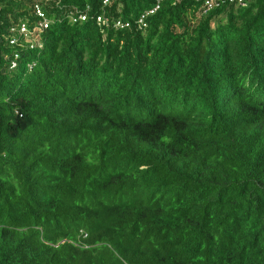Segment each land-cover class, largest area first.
Wrapping results in <instances>:
<instances>
[{"label": "trees", "instance_id": "1", "mask_svg": "<svg viewBox=\"0 0 264 264\" xmlns=\"http://www.w3.org/2000/svg\"><path fill=\"white\" fill-rule=\"evenodd\" d=\"M35 2L38 45L10 44ZM245 2L0 0V264H264V0Z\"/></svg>", "mask_w": 264, "mask_h": 264}, {"label": "built area", "instance_id": "2", "mask_svg": "<svg viewBox=\"0 0 264 264\" xmlns=\"http://www.w3.org/2000/svg\"><path fill=\"white\" fill-rule=\"evenodd\" d=\"M104 4H106L108 2V0H101ZM162 0H156V2H160ZM197 1V0H195ZM203 1V12L209 11L211 9L220 7L222 5V3L224 2H234L237 5H241L244 6L245 5V0H202ZM158 8V4H155V6L146 11L145 13L141 14L140 17L137 18L136 22L139 26H145V17L150 14L153 13L156 9ZM88 6L83 9V10H79V9H74V11H72L69 15L71 18V21L73 22H77V21H84L86 20L87 16V10H88ZM33 11L34 14L38 17V22L33 25L32 27H28L26 23H21L18 28H16V32H17V37H11L9 38V43L10 44H26L29 48H32L35 45H38L39 40H40V34L41 32L47 28L48 24H49V20L46 17L44 11L41 8V5L38 2H35V4L33 5ZM95 21L98 24H102V25H108L110 23V19L108 17H105L103 15H97L95 16ZM113 26L115 28H123V27H128L129 23L128 22H122L120 19H117L116 21L113 22ZM11 30H15V29H11ZM18 57L17 53H14L13 55V59L10 61L11 67H15L16 66V58ZM32 64L29 65L28 67L31 68Z\"/></svg>", "mask_w": 264, "mask_h": 264}]
</instances>
